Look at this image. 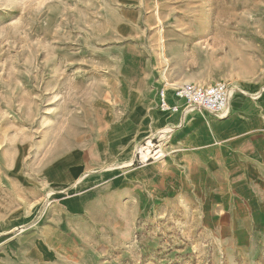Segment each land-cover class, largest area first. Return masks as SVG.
Wrapping results in <instances>:
<instances>
[{"label":"rangeland","instance_id":"rangeland-1","mask_svg":"<svg viewBox=\"0 0 264 264\" xmlns=\"http://www.w3.org/2000/svg\"><path fill=\"white\" fill-rule=\"evenodd\" d=\"M216 81L261 106L264 0H0V264H264V184L197 189L157 119Z\"/></svg>","mask_w":264,"mask_h":264},{"label":"crops","instance_id":"crops-1","mask_svg":"<svg viewBox=\"0 0 264 264\" xmlns=\"http://www.w3.org/2000/svg\"><path fill=\"white\" fill-rule=\"evenodd\" d=\"M249 96L254 95L234 94L229 113L222 118L204 117L196 111L183 118L179 113L158 114L162 129H171L167 122L176 124L175 137L186 144L183 149L195 151L197 189L216 195L231 181L238 194H260L264 184V100L257 106ZM249 203L254 222L264 224V205L256 199Z\"/></svg>","mask_w":264,"mask_h":264},{"label":"built area","instance_id":"built-area-1","mask_svg":"<svg viewBox=\"0 0 264 264\" xmlns=\"http://www.w3.org/2000/svg\"><path fill=\"white\" fill-rule=\"evenodd\" d=\"M229 98V86L224 81L210 84L163 82L156 92L158 110L179 113L182 118L192 111L224 117Z\"/></svg>","mask_w":264,"mask_h":264},{"label":"bare ground","instance_id":"bare-ground-1","mask_svg":"<svg viewBox=\"0 0 264 264\" xmlns=\"http://www.w3.org/2000/svg\"><path fill=\"white\" fill-rule=\"evenodd\" d=\"M235 88L234 87H231L230 89H229V94H230V98H229V106H230V100H232V97H233V95H234V93H235ZM245 92V91H244ZM244 92H242V93H244ZM263 92V91H262ZM161 112V111H160ZM197 112V111H196ZM163 113H166V112H163ZM200 113V112H199ZM225 113H229V108L227 109V111L225 112ZM227 114H225L224 115V117L225 116H227ZM215 117V116H214ZM216 118H222V117H216ZM150 146V145H149ZM138 150H136V153H140L141 154V157H142V159L143 160H148V155L151 153V151H149V154L148 153H146L147 152V148L145 147V146H143V145H138V148H137ZM157 151H159V150H156L155 152H157ZM154 152V154L153 155H157L156 153Z\"/></svg>","mask_w":264,"mask_h":264}]
</instances>
